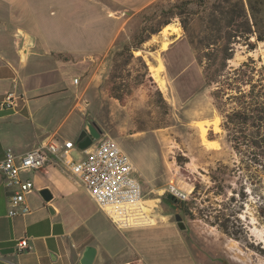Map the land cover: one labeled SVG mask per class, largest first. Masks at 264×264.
<instances>
[{
	"label": "crops",
	"instance_id": "0c3cea01",
	"mask_svg": "<svg viewBox=\"0 0 264 264\" xmlns=\"http://www.w3.org/2000/svg\"><path fill=\"white\" fill-rule=\"evenodd\" d=\"M164 1L0 0V102L9 91L20 95L17 106L0 105V159L6 147L23 152L51 137L76 143L88 111L96 108L98 100L87 86L108 65L106 56L115 40L129 31L137 14ZM162 27L157 33L167 37ZM168 33L173 38L162 51L184 43L181 34ZM83 96L91 102H84ZM56 112L59 117L53 119ZM67 120L71 124L66 126ZM112 124L120 126L118 115L112 116ZM146 134L142 130L127 137ZM98 140L79 148L82 155L76 160L84 158ZM76 148L75 144L71 152ZM132 150L142 167L140 171L131 160L132 176L151 210L150 224L116 227L87 191L53 163L39 170L23 169L21 178L33 183L25 196L27 213L8 214L9 190L0 180V264H78L88 246L95 249L92 264H196L184 232L188 228L179 229L170 210L155 211L163 194V188L156 187L161 173L157 150H147L145 142ZM42 188L50 190L49 201L39 193ZM74 191L83 197H73ZM23 237L28 248L18 250L16 243ZM5 248L13 250L1 253Z\"/></svg>",
	"mask_w": 264,
	"mask_h": 264
},
{
	"label": "rangeland",
	"instance_id": "374dc122",
	"mask_svg": "<svg viewBox=\"0 0 264 264\" xmlns=\"http://www.w3.org/2000/svg\"><path fill=\"white\" fill-rule=\"evenodd\" d=\"M219 1L166 0L137 14L129 31L115 40V48L106 56L108 65L102 67V71L98 70V80L87 86V91L94 92L98 99L95 101L96 108L88 111L87 119L99 129V138L104 137L103 134L114 138L140 171L139 155L132 149H138L145 142L147 150H157L161 173L156 187L163 188L160 191L163 194L156 200L155 211L162 213L170 210V218L175 222V214L180 215L185 228H188L184 232L188 234L192 252L198 259L196 264H264V226L256 217V196L249 195L247 201L242 202L240 195L235 194L236 201L229 200L227 203L229 210L238 211L235 216L239 220H234V216L231 219L245 240H235L211 224L219 198L209 189V168L219 159L231 165L233 153L224 142L221 117L210 96L213 87L205 83L203 64L196 59L195 50L188 42L182 25L187 23L189 32L197 39L216 33L208 22V14ZM241 1L251 25L254 17L257 21L252 29L263 31L264 0H250L254 7L253 18L247 0ZM167 9L171 11L162 12ZM164 21L178 27L177 31L170 32L181 34L183 44L162 51L164 40L169 45L173 38L169 37V29L165 34L167 37L154 33L141 42L149 36L146 29L158 28ZM165 27L166 24L162 29ZM229 29L224 27L222 31ZM246 43H251L253 48L250 49ZM130 52L133 58L128 56ZM155 55L162 59L163 67L159 74L165 79L166 88H162L151 75L150 68L158 62ZM137 56H141L142 60ZM248 57H252L257 66L263 63L264 41L256 40L254 35L247 42L239 39L234 44L228 66H237ZM126 58L128 61L124 62ZM144 63L149 73H146ZM76 93L74 90L73 94ZM83 97L84 102H91L88 96ZM117 115L119 127L112 124V116ZM58 117L56 112L53 119ZM70 124L68 120L65 122L66 126ZM142 130L147 134L127 137L128 133ZM81 155L79 148L70 153L73 159ZM231 182L233 187H238L234 179ZM168 183L190 190L187 201L193 209L192 216L180 208L175 209L174 202L164 192ZM73 197L79 200L83 194L74 191ZM65 205L70 207L68 203Z\"/></svg>",
	"mask_w": 264,
	"mask_h": 264
},
{
	"label": "trees",
	"instance_id": "16d2710c",
	"mask_svg": "<svg viewBox=\"0 0 264 264\" xmlns=\"http://www.w3.org/2000/svg\"><path fill=\"white\" fill-rule=\"evenodd\" d=\"M247 5L253 18L254 7L250 0H247ZM166 11L171 9L162 10ZM208 18L216 33L205 35L201 39L189 32L187 23L182 27L188 42L195 50L196 59L203 64L205 83L213 87L210 96L221 117L220 126L224 142L233 153L231 165L219 159L209 168V189L219 198L211 224L216 225L229 237L241 240L244 237L234 222L235 219L239 220L235 216L238 211L229 210L227 204L229 200L236 201L235 194L240 195L242 202H246L249 195L257 197L256 217L264 226V57L260 66L256 65L252 57L237 66H228V60L232 58L234 44L239 39L247 42L254 35L256 40L264 41V30L252 29V25H257V21L254 17L251 25L241 0H220L208 14ZM169 23L170 21H164L162 26ZM224 27L230 29L222 31ZM160 29L161 26L146 29L149 36L141 42ZM246 44L250 49L253 48L251 43ZM128 56L133 58L131 52ZM136 58L142 60L141 56ZM127 61L128 58L124 60ZM145 67L146 73H149L146 64ZM111 75L116 76L113 72ZM115 97L118 98L116 95ZM233 179L238 187H233ZM174 202L177 208L192 216L193 209L188 201ZM232 216L234 220L231 219Z\"/></svg>",
	"mask_w": 264,
	"mask_h": 264
},
{
	"label": "built area",
	"instance_id": "2783aa9c",
	"mask_svg": "<svg viewBox=\"0 0 264 264\" xmlns=\"http://www.w3.org/2000/svg\"><path fill=\"white\" fill-rule=\"evenodd\" d=\"M78 77L73 78L78 83ZM15 85V79L13 80ZM20 95L7 92L0 105L7 108L17 106ZM75 142L70 139L51 137L39 145L23 152L6 147L0 159V180L8 191V214L27 213L30 207L26 194L33 188L29 179H22L23 169H42L53 163L79 183L93 201L118 228L150 224L153 219L149 206L141 196L140 183L132 176L134 169L130 157L117 142L109 137L100 138L84 158L76 160L70 156ZM164 192L177 201H187L190 190L168 183ZM18 250L28 248L26 237L16 243Z\"/></svg>",
	"mask_w": 264,
	"mask_h": 264
},
{
	"label": "water",
	"instance_id": "95a60500",
	"mask_svg": "<svg viewBox=\"0 0 264 264\" xmlns=\"http://www.w3.org/2000/svg\"><path fill=\"white\" fill-rule=\"evenodd\" d=\"M99 137H100L99 129L93 124V122L90 119H87L85 120L82 129L76 138V146L80 149H85L89 145H91L92 142L98 140ZM39 193L41 194V196L45 201H49L52 197V194L48 188L40 189ZM167 197L169 199H173V201H176V199H174L171 195H167ZM175 219L177 226L180 229L185 228L179 214H175ZM12 250H13L12 248H5L1 250V253H6ZM94 255H95V249L92 246H88L83 252L78 264H92Z\"/></svg>",
	"mask_w": 264,
	"mask_h": 264
},
{
	"label": "bare ground",
	"instance_id": "6f19581e",
	"mask_svg": "<svg viewBox=\"0 0 264 264\" xmlns=\"http://www.w3.org/2000/svg\"><path fill=\"white\" fill-rule=\"evenodd\" d=\"M168 29H169V32L172 30V32H175L178 30V27L175 26V24H168L166 25L165 28H163L161 31L163 32V34H166L168 32ZM161 42V41H160ZM168 41L167 40H164V42L162 43V46H161V49H166L167 46H168ZM158 51V50H157ZM156 52V51H155ZM157 56V55H155ZM159 56V55H158ZM156 57L158 62L156 65H154L153 67L150 68V70L152 71V75L154 76L155 80L158 82V84L162 87V88H166L165 86V79L159 74V70H161V68L163 67V64L162 62L160 61L161 58L159 57ZM162 60V59H161Z\"/></svg>",
	"mask_w": 264,
	"mask_h": 264
}]
</instances>
